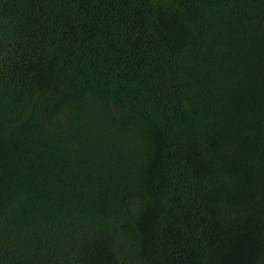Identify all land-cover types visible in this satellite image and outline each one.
Instances as JSON below:
<instances>
[{
    "label": "trees",
    "instance_id": "1",
    "mask_svg": "<svg viewBox=\"0 0 264 264\" xmlns=\"http://www.w3.org/2000/svg\"><path fill=\"white\" fill-rule=\"evenodd\" d=\"M0 264H264V0H0Z\"/></svg>",
    "mask_w": 264,
    "mask_h": 264
}]
</instances>
